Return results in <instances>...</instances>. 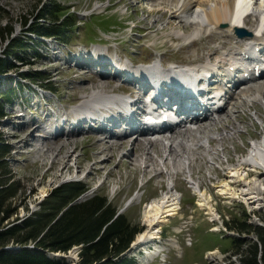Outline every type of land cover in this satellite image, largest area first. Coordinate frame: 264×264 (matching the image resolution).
Segmentation results:
<instances>
[{
  "label": "rangeland",
  "instance_id": "1",
  "mask_svg": "<svg viewBox=\"0 0 264 264\" xmlns=\"http://www.w3.org/2000/svg\"><path fill=\"white\" fill-rule=\"evenodd\" d=\"M151 2L0 0V23L13 26V39L27 41L25 43L28 47L23 49L22 54L33 61L20 63L16 60L18 67L0 74V91L8 88L13 90L12 100H4V109L9 114H5L0 121V141L3 133L4 140L9 144V150L2 156L13 177L19 179L24 186V192L17 202L18 213L14 214L13 221L21 222L33 211L40 209L42 202L56 186L70 180H83L89 186L87 194L97 191L108 194L119 211L125 212L132 222L139 223L143 230L146 227L145 204L167 189L168 184H175L182 193L181 208L159 226L168 249L159 259L149 264H229L230 260L239 264V255L234 254L236 245H232L227 235L256 238V234L253 231L241 233L231 230L226 227L225 221L234 216L244 220L247 216V221L252 224L264 223V204L260 208H256L258 202L249 204L245 195L240 193V186L233 185L234 188H227L226 192H222L220 188L221 183L228 178L229 169L250 150L251 142L259 141L264 136V93L263 97L259 96L257 101L250 103L240 97L229 99L227 108L219 113L220 123L207 128L209 134L216 137L211 141V149L188 147L187 154L195 156L191 171L200 182L204 195L187 180L188 176L189 180L194 181L189 174L188 165L184 168V163L182 167H178L179 171L173 167L174 164L169 163L168 167L174 170L170 176L165 173L156 174V167L165 165L162 157L166 151L160 142L155 143L152 150L150 148L151 155L161 157L160 161L155 167H147L144 144L135 143V135L132 134L115 139L118 146H108L107 149H104L108 143L102 138L103 135L99 132L92 134L93 130L86 129L77 134L50 138L55 134L57 117L64 115L69 120L78 101H82L93 86L101 83L113 90L117 88L113 86L119 84L118 77L111 79L103 72H92L76 63L77 50L85 51V46L97 47L100 44L98 41L102 40L106 42L100 44L105 51L108 50V53L116 57L121 56L125 61L134 60L143 64L163 58L159 62L164 63L165 60L167 65L172 62L197 64L212 58L217 62L220 59L222 61L229 47L235 44L233 37L232 39L217 31L204 34V38L199 36L198 40L190 43L188 38L174 33V30L184 33L187 25L171 10H151L155 6H151ZM54 8L57 9L58 20L69 14L70 20L77 21L62 42L54 36L46 37L30 31L35 25L54 22L56 17L53 19L51 15L47 16V12ZM252 24L250 22L248 26ZM115 25L118 26L114 27ZM10 40L0 38V55L9 47ZM221 44L226 47L220 49ZM34 49L39 53L36 54ZM33 69L44 71L47 79L35 80L22 74ZM43 86L49 90L46 92ZM121 87L127 88L125 85ZM32 91L36 93L29 94ZM14 100L25 102L28 108L44 107L46 111L39 115L45 112H50L51 115L42 116V120L37 121L35 125H39L40 129L33 128L30 123L16 125L13 122ZM210 121L211 119L199 124L204 126ZM224 128L232 133L220 145L218 131H223ZM25 132L27 133L24 134ZM140 138L145 140L144 136ZM69 151L74 153L68 163L64 157ZM215 151L220 152L218 159L213 158ZM144 156L146 160L143 159ZM66 163L69 165L65 166ZM246 167L248 170V166ZM257 172V176L264 181V173ZM250 173L248 176H251ZM261 191L264 195V188ZM17 216L18 220L15 219ZM212 219L215 221H211ZM226 229V236L223 237L222 233ZM189 237L192 239L191 243ZM138 252L136 253L139 254ZM74 254V251L69 253L67 261L73 260ZM139 259L143 261L142 256ZM143 259H146V255Z\"/></svg>",
  "mask_w": 264,
  "mask_h": 264
},
{
  "label": "bare ground",
  "instance_id": "2",
  "mask_svg": "<svg viewBox=\"0 0 264 264\" xmlns=\"http://www.w3.org/2000/svg\"><path fill=\"white\" fill-rule=\"evenodd\" d=\"M234 1L235 0H150L151 6L155 5L154 7L152 6L150 8L151 10L162 9L166 12H168V10H171L180 21L184 22L187 25L185 27L186 30H184V33L178 30H174V33L177 36L181 35L185 38L191 39V43H194L197 40L194 38L202 36L205 31H209V34H212L211 32L217 31L221 34H226L228 36L232 35L231 37L236 38V44H233V46L229 48V51L226 53L225 58L222 60L223 62H216L212 59H209V61L207 62L204 61L197 64H183L184 66L182 67L186 66L185 73H188L189 69L191 70L189 73H194L196 70L208 71L214 70L218 65L224 66V64L228 60H231L233 56L237 57L240 54L238 50L240 44L246 47L264 45V31H261L262 24H264V1H260L257 4H251V2H248L246 7H253V12L246 15L243 20L242 17L233 18ZM241 21H244V26L251 32V34L246 35V37L240 38L233 35L232 33L234 32V29L236 27L240 26ZM250 22H253L252 26H248ZM211 27L215 28L212 29ZM175 68L176 66L170 65V67H168L164 65V63L155 61L154 63H150L149 65H147L146 70L147 72H149V74L152 75L154 79H159V75L164 72L165 76L160 78V80H162L165 79V77H167L168 79L177 78L175 75L177 73V71H175ZM232 81H234V83L232 86H230ZM210 82L213 87L217 86L215 88L216 92L225 93L229 96L230 99H234L237 97L244 98L249 103L257 101L258 97H263L264 93V78L258 83L254 82L252 79L243 77L235 78V80L232 79L226 83L224 81L216 82L215 78H213ZM224 86L227 88H225ZM120 90L121 88L119 87L110 90L108 89L107 85H102L101 83H99L96 86L92 87V90L88 93V95H83L84 97L82 101H79V103L75 106V110H73L79 118L77 126L80 127V131L87 129V125L83 124L86 122L87 118H100L103 121L108 120L110 116L108 115L107 111H109L111 108H114L113 111L115 112L122 114L124 113L125 105ZM20 91L21 89L19 88L18 92ZM17 104V101L13 103V109L16 108ZM225 107L221 108L218 111L211 110V108L207 107L204 110V114L196 115L197 117H195V119H191L192 121L190 123L196 124V127L184 126V128L174 131H172L173 128H169L171 131L165 129L164 131L155 132L154 136H151L153 138H145V140L140 137L147 135L149 131L146 129L137 130L134 134L135 137L133 138V141H136L135 143L138 144H144L145 150L143 153L146 154L145 156H147V160L145 156V158L143 157V159L146 160L145 166L152 167L153 165V167H155L154 165L158 164V160L161 157L158 158L155 155H151V150L152 147H155V143L160 142L162 144L161 147H163L166 151V153L163 154L164 156L162 157V163H164L165 165H163L161 168L156 167V174L165 173L170 176L174 173V170L168 167L169 163L174 164L173 167L175 168L182 167V163H184V168L188 165L189 174L194 181L189 180L188 176L186 175L187 180L192 184L193 188L197 189L198 192L201 193V195H204V191L200 182L194 178L193 172L191 171V163L192 160L195 159V156L187 154V152H189L188 147H192L193 149L195 147H203L206 150L211 149V141L216 137L209 134V129L207 128L210 125H212V127L214 125L215 127L218 122L220 123L219 113H221V111L223 112V110H225ZM210 119L211 121L207 125L203 126V124H199V122H207ZM67 120L68 119L66 118V116L63 115L59 120V123H63ZM103 121L96 123L103 124ZM108 121L110 123L112 119H109ZM145 124L146 122L143 121V126H145ZM77 126H75V128ZM57 128L58 126L54 128V131ZM89 128H93V126L88 127V129ZM110 129L111 128L107 126L96 128V131L101 133L103 135L102 138L108 143V145L105 144L104 149H107L108 146H118V143L115 139L128 137L130 134L125 132L118 133L117 130ZM75 132V130L72 131L71 135H73ZM167 132L170 133L167 134ZM26 133L27 132H25L24 134ZM218 133L219 136H217V139L220 145H222L224 139L228 137L227 135H231L232 131L224 128L223 131L219 130ZM199 134H202L200 135L201 138ZM53 137L54 135H52L51 138ZM204 138L208 139L207 141H209V144ZM251 144L252 145L250 146V150L242 157H240V159L238 158L239 161L229 169V171L227 172L228 178L224 180L223 183H221L222 187L220 189L222 192H226L227 188L232 189L234 188V186H240V193L245 195L244 197H246V201L249 204L258 202L259 205L256 208H260V205L264 204V195L261 194V190L262 188H264V181L262 180V178H259L257 176L256 172L262 171V173H264V136L261 137L259 141L251 142ZM73 153L74 152L69 151L67 154H65L64 160L67 159L69 163V159L71 158L70 156H72ZM214 153L216 154H214L213 158L218 159V157L220 156V152L215 151ZM54 155L56 156L57 154ZM137 157L139 158V156ZM68 163H66L65 166H68ZM164 166H166V168ZM246 166H248V170H246ZM258 168H261L262 170ZM249 171H251V173ZM249 173L251 176H248ZM181 200V191L176 187L175 184H168L167 189H164L162 193L153 197L145 204L144 218L146 220V227L145 229L137 233L136 238L132 242L131 252L138 251L141 248L147 249L150 245H154L157 248H162L161 244L157 240L158 237L161 236L160 232L162 231L159 226H161L163 222L168 221L169 216L177 214L179 212V209L181 208ZM12 245L13 247H20V245L10 244V246ZM29 247L35 248V244L31 243ZM81 248L82 245H75L68 251L69 253L72 251L75 252V256L74 259L71 260V264H75L77 258L80 257L79 253ZM152 254L153 250L148 249L145 254L140 251L138 255L142 256V260L145 264H148V257ZM49 255L52 258L67 257V254L61 251L49 252ZM145 255L146 259H143Z\"/></svg>",
  "mask_w": 264,
  "mask_h": 264
},
{
  "label": "trees",
  "instance_id": "3",
  "mask_svg": "<svg viewBox=\"0 0 264 264\" xmlns=\"http://www.w3.org/2000/svg\"><path fill=\"white\" fill-rule=\"evenodd\" d=\"M56 10L54 8L47 12V16L56 17L54 22L35 25L30 31L54 36L60 41L65 39L77 21L70 20L69 14L58 20ZM12 33V25L0 23V38L11 39L9 47L0 55V74L18 67L16 60L33 63L22 54L23 49L28 47L27 41L13 39ZM34 52L39 53L36 49ZM22 74L35 80L47 79L44 71L39 69ZM8 89L0 91V121L6 114L4 100L13 98V90ZM3 135L1 133L0 141V264H70L65 259L50 257L48 252H68L75 245H82L80 261L76 264H140L134 256L125 252L143 227L132 222L125 212H119V207L108 194L99 191L87 194L89 186L83 180H70L56 186L40 209L21 222H14L13 216L18 213L17 202L24 192V186L13 177L2 156L9 150ZM225 223L231 230L241 233L253 231L256 234V238L227 235L232 245H236L234 254L239 255V264H264V225L248 222L247 216L244 220L234 216ZM226 233V230L222 233L223 237ZM30 243H34L35 248L10 246ZM229 264L237 263L230 260Z\"/></svg>",
  "mask_w": 264,
  "mask_h": 264
},
{
  "label": "water",
  "instance_id": "4",
  "mask_svg": "<svg viewBox=\"0 0 264 264\" xmlns=\"http://www.w3.org/2000/svg\"><path fill=\"white\" fill-rule=\"evenodd\" d=\"M79 198H82V196L81 197H79ZM120 212V211H119ZM259 224H263L264 225V223L263 222H261V223H259ZM31 244V243H30ZM30 244H26V245H20V247H28V246H30ZM132 249V245H131V247L128 249L129 251ZM127 252V251H126ZM125 252V253H126ZM125 253H123V254H125Z\"/></svg>",
  "mask_w": 264,
  "mask_h": 264
}]
</instances>
